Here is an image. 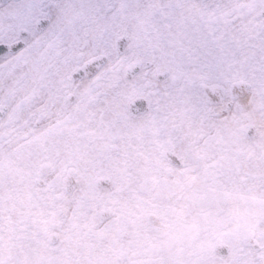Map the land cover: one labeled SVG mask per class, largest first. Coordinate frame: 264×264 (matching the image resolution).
<instances>
[{
	"label": "snow or ice",
	"instance_id": "snow-or-ice-1",
	"mask_svg": "<svg viewBox=\"0 0 264 264\" xmlns=\"http://www.w3.org/2000/svg\"><path fill=\"white\" fill-rule=\"evenodd\" d=\"M0 264H264V0H0Z\"/></svg>",
	"mask_w": 264,
	"mask_h": 264
}]
</instances>
